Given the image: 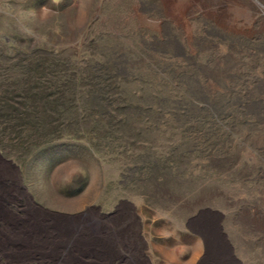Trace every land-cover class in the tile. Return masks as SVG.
<instances>
[{"label": "rangeland", "instance_id": "374dc122", "mask_svg": "<svg viewBox=\"0 0 264 264\" xmlns=\"http://www.w3.org/2000/svg\"><path fill=\"white\" fill-rule=\"evenodd\" d=\"M0 153V264H264V0H0Z\"/></svg>", "mask_w": 264, "mask_h": 264}, {"label": "bare ground", "instance_id": "6f19581e", "mask_svg": "<svg viewBox=\"0 0 264 264\" xmlns=\"http://www.w3.org/2000/svg\"><path fill=\"white\" fill-rule=\"evenodd\" d=\"M11 181V179L9 178L8 179V182L9 183H11L10 182ZM8 188L11 190H14L15 192H17V189H16V187H14V185L13 184H10L9 186H8ZM10 216V215H9ZM6 222H8V223H12V222H14V223H18V221L17 220H15V219H12V218H10V217H8L7 219H4ZM132 222V221H131ZM25 224H26V220H24L23 219V222L20 224V225H23V226H21V228L20 229H18V231H21V232H23V234L25 235V237H31V231H30V229L28 228V227H26L25 226ZM130 235H133V233H132V229L130 230V233H129ZM133 237V236H132ZM135 241H136V243L137 244H139V240L138 239H135ZM138 248V247H137ZM137 251V250H136ZM138 252V251H137Z\"/></svg>", "mask_w": 264, "mask_h": 264}, {"label": "water", "instance_id": "95a60500", "mask_svg": "<svg viewBox=\"0 0 264 264\" xmlns=\"http://www.w3.org/2000/svg\"><path fill=\"white\" fill-rule=\"evenodd\" d=\"M0 160H1L2 162H4V163H6V164H8V165H10V166H12V167H14L15 169H18L17 166L11 162V160H7V159H5V158L1 155V153H0ZM19 180H21L20 175H19Z\"/></svg>", "mask_w": 264, "mask_h": 264}]
</instances>
